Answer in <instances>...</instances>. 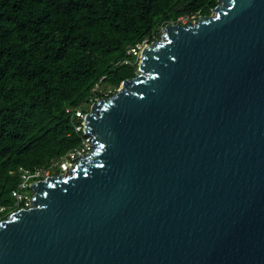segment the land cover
<instances>
[{
	"label": "water",
	"instance_id": "water-1",
	"mask_svg": "<svg viewBox=\"0 0 264 264\" xmlns=\"http://www.w3.org/2000/svg\"><path fill=\"white\" fill-rule=\"evenodd\" d=\"M218 1L92 103V150L0 219V264H264V0Z\"/></svg>",
	"mask_w": 264,
	"mask_h": 264
},
{
	"label": "trees",
	"instance_id": "trees-1",
	"mask_svg": "<svg viewBox=\"0 0 264 264\" xmlns=\"http://www.w3.org/2000/svg\"><path fill=\"white\" fill-rule=\"evenodd\" d=\"M218 3L0 0V203L8 206L0 217L14 206L20 167L49 166L80 144L83 131L67 109L109 96L116 90L107 95V86L138 74L132 46ZM60 172L54 166L51 174Z\"/></svg>",
	"mask_w": 264,
	"mask_h": 264
},
{
	"label": "built area",
	"instance_id": "built-area-1",
	"mask_svg": "<svg viewBox=\"0 0 264 264\" xmlns=\"http://www.w3.org/2000/svg\"><path fill=\"white\" fill-rule=\"evenodd\" d=\"M178 22L182 24L188 23L190 20L189 17L181 16L178 18ZM164 30V27H162ZM149 43L148 39H145L142 43H137L132 46L129 52L136 57L139 61L141 56L142 48ZM98 101V97L93 96L90 97L87 101L83 102L81 105L69 108L67 111L72 112V117H76L78 121L74 124L76 131H83V137L79 145L73 147L68 150L60 159L55 160L49 166H34V167H20L18 169V173L20 176L19 184L16 188L12 190V195L15 198L14 209L10 211V213L16 211L20 207H27L30 204V198L32 197V191L30 189V184L32 181L42 179L51 174L52 168L54 166H58L61 172H68V169L75 165V156H83V153H86L92 150V138L91 134H86L84 132V122L86 117V108L84 107L86 104L91 103L92 101ZM52 175V174H51ZM24 205L20 206L21 203ZM13 207H10L12 209ZM8 209L7 205L0 203V215H3ZM0 219H2L0 217Z\"/></svg>",
	"mask_w": 264,
	"mask_h": 264
},
{
	"label": "rangeland",
	"instance_id": "rangeland-1",
	"mask_svg": "<svg viewBox=\"0 0 264 264\" xmlns=\"http://www.w3.org/2000/svg\"><path fill=\"white\" fill-rule=\"evenodd\" d=\"M210 13H212V12H210ZM199 15H201V14H199ZM198 15V16H199ZM198 16L197 15H192L191 17H190V19H192V20H196L197 18H198ZM160 31H161V33L164 31L163 30V28L161 27L160 28ZM139 62V61H138ZM137 73H140V70H139V67H138V64H137ZM118 88L117 87H114V86H107V89H106V94L108 95L112 90H117ZM96 97H98V96H96ZM91 105H92V102L91 103H88V104H86L84 107L86 108V109H88V108H90L91 107ZM51 175V174H50ZM14 209H16V208H12L11 209V211H13Z\"/></svg>",
	"mask_w": 264,
	"mask_h": 264
}]
</instances>
